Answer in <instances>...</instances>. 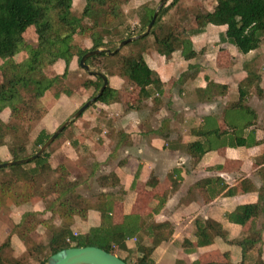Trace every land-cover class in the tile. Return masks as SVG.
Returning a JSON list of instances; mask_svg holds the SVG:
<instances>
[{"label":"trees","instance_id":"1","mask_svg":"<svg viewBox=\"0 0 264 264\" xmlns=\"http://www.w3.org/2000/svg\"><path fill=\"white\" fill-rule=\"evenodd\" d=\"M85 1L83 17L94 20L91 27L84 25L82 19L72 13L73 0H0V60L2 61V65H0V104L3 101L8 102L16 112V117L21 116L23 111L22 104H24L25 98L22 90L31 92L32 98L37 101L62 76L67 74L74 57H77L80 62L81 57L87 51L97 48H104V50L87 57L86 63L96 67V71L105 74L109 83L98 95L103 85V79L99 75L90 74L96 79H88L85 81L84 87H95L97 93L93 96L98 95L95 102L109 104L120 100L118 90L110 82V76L114 74L127 78L130 85L139 88V102L156 92L146 83L151 74V68L144 53L139 51L124 54L122 51L126 46L138 44L141 38L152 36L158 52L170 57L180 45L173 43L176 24L165 29L163 19L180 0H171L169 4L167 0L160 8L150 32L119 48L118 44L122 40L134 34H128L118 41L105 40L97 27L100 25L112 26L117 23L123 14L124 0ZM142 8L143 11L139 13L137 21V24L140 25L137 35L145 32L156 10V7L150 6L148 2H145ZM239 16L244 19V24L240 26L238 25ZM223 18L225 22H229V26L221 32V42L236 46L238 51L244 55L260 46L264 37V0H214L211 9L195 14L196 27L189 32L190 36L204 32L209 23L220 24ZM121 23L120 19L115 26L118 27ZM32 26L36 29L37 46H31L24 37L25 31ZM104 31L110 33V29H104ZM77 33L91 37L93 44L90 49H81L73 43L74 35ZM181 46H183L182 55L186 60L196 58L200 53L194 48L190 38H187ZM23 50L27 51L30 64L26 68L20 69L15 56ZM108 51L114 53L110 54ZM114 58H117V72L111 74L108 69L104 68V65L106 66L105 62ZM59 59L65 61V72L61 76L56 74L53 77H48L43 71L44 66L46 64L53 65ZM198 71L199 64L190 63L183 76H190ZM260 83L261 76L258 73H249L239 80L238 98L231 102L224 113L227 127L221 128L218 124V117L209 115L204 117V123L199 128L192 129L198 139L188 143L186 150L195 160H199L209 150L222 146L236 147L247 144L248 139L242 132L258 119V114L250 106L248 99L253 94L264 99V88ZM218 86L208 78L206 87L200 91L204 95H209V93L212 95L213 92L223 94V89H226L227 86L225 84L220 86L221 91L218 90ZM66 93L70 94L69 91ZM17 128L16 124L6 123L0 117V146L5 143L4 137L10 132H17ZM66 129L67 127L59 133L56 139L61 137ZM51 135L46 130H41L35 140L36 145L41 147ZM10 152L12 160L26 158L36 153L25 155L26 148L23 145L10 148ZM1 162L4 161L0 158ZM0 168H9L11 171L9 179L0 183V203L7 198H12L16 203L22 204L30 202L35 196H39L45 201L50 195H55L46 207V210L52 213V217L41 221L38 219L37 211H27L13 231L25 242L28 249L41 250L45 246L34 244L29 234L41 222H44L51 230L52 237L47 245L49 254L39 264H44L51 254L71 246L95 245L114 253L118 250L128 251L130 248L127 242L134 237L137 240L136 250L138 252L135 262L130 263L124 256L118 255L130 264H154L152 259L154 250L160 244L170 241L174 234L172 222L168 220L157 222L153 214L146 216L128 214L121 222H115L114 206L117 200L115 193L110 189L111 191H102L93 199L84 196L79 191L80 183L70 178L69 170L64 164L57 167L52 165L51 153L47 149L42 155L30 161ZM178 174V169L169 173L168 178L172 181V189H166L162 195L158 196L159 204L154 212H158L170 193L179 187L178 177H175ZM258 174L263 181L260 187H257L250 178L243 179L237 186V190L242 192H258V218L251 219L247 213L246 205H238L233 212L228 214L230 221L246 226L243 236L236 240H230L228 232L221 222L214 219L196 218L197 246L210 245L216 237H221L240 250L241 260L238 264H258L260 262L259 258L263 255L264 166L258 170ZM55 175L57 176L54 177ZM99 180L104 188H113L121 184L119 176L114 171L102 175ZM157 183V177L152 175L148 186L152 187ZM203 184H210V187L213 184L212 194L222 192L227 188L220 177L202 179L196 182L193 188L196 189ZM227 193H233V190L229 189ZM90 210L100 213V224L85 233L75 234L76 219L87 220ZM55 216L60 218L59 224L52 220ZM9 243L8 240L0 245V264H11L2 254V250ZM183 245L189 250V248H193L194 243L184 241ZM222 256V260H217L212 264H236L232 260L230 251L223 252ZM196 264H200V262Z\"/></svg>","mask_w":264,"mask_h":264},{"label":"crops","instance_id":"2","mask_svg":"<svg viewBox=\"0 0 264 264\" xmlns=\"http://www.w3.org/2000/svg\"><path fill=\"white\" fill-rule=\"evenodd\" d=\"M210 28L213 27L207 26L204 32L190 37L196 50V39L204 37ZM222 43L219 47L221 49L216 50L214 54V58H219L222 62L211 65L205 63L209 67L226 68L229 65L225 63L226 56L233 55L232 49L237 48L230 43ZM230 49L232 52H229ZM143 53L151 68L146 83L156 92L131 107V110H126L120 118L122 131L116 139L113 149L115 152L110 153L119 154L112 171L119 176L126 194L120 202L121 206L115 205L114 220L121 222L128 214H153L157 222H172L174 234L170 241L160 244L154 250V264H161L165 258H170L169 264H212L222 260L225 251H230L233 262L238 264L241 260L240 250L221 237H216L208 246H197L195 219H214L221 222L228 232L229 239L236 240L243 236L246 226L230 221L228 214L238 205H246L251 219L258 218V192H242L237 190V186L245 178H250L257 187L263 183L258 174V170L264 166V127L258 125L259 115L257 121L242 132L248 139L246 145L222 146L207 151L199 160H195L186 150L188 143L198 139L192 129L199 128L204 123V117L209 115L218 117L221 128L227 127L224 113L231 104L228 103L238 98V84L232 81L231 75L203 74L204 67L200 63L197 73L183 76L189 64L195 63L194 58L184 59V63L177 64L171 57L163 55L162 60L156 61L153 56L147 58L148 52ZM208 78L219 85L220 91V86L225 84L227 88L223 89L224 93L213 92L212 95L209 93L205 96L200 89L206 87ZM110 82L118 90L120 100L109 104L100 102L99 106L102 110L116 113L119 112L118 108H122L123 102L135 97L129 96L131 92L125 87L130 86V90L136 88L138 91L139 88L130 85L127 79L117 74L110 76ZM261 82L264 88L262 76ZM227 96L231 101H226ZM217 99H220L222 104L215 105ZM107 142L110 144L109 140ZM174 169L179 170L178 176L175 177H178L180 185L170 193L159 211L154 212L159 204L158 196L166 189H172V181L168 175ZM152 175L157 177L158 183L150 187L148 181ZM217 177L222 178L227 185L222 192L212 194L213 184L211 187L210 184H203L193 188V185L202 179ZM229 189H232L233 193H227ZM117 210H122L120 216ZM100 218L98 211L90 210L88 219H76V224L81 221L83 232H87L92 226L100 224ZM262 238L264 255V231ZM184 241L194 243L193 248L186 249ZM127 243L131 248L132 241L128 240ZM214 250L220 252L215 261L212 260L211 253Z\"/></svg>","mask_w":264,"mask_h":264},{"label":"rangeland","instance_id":"3","mask_svg":"<svg viewBox=\"0 0 264 264\" xmlns=\"http://www.w3.org/2000/svg\"><path fill=\"white\" fill-rule=\"evenodd\" d=\"M144 1L148 2L150 6L157 8L163 0H124L122 6L123 14L119 18V20L121 19L122 21L121 25L118 27L115 26L119 22L118 20L117 23L112 26L100 25L97 27L105 40L118 41L128 34H134L133 36H136V33L140 29V25L137 24V21L139 20V13L143 11L142 5L145 3ZM170 1L171 0H168L167 3L169 4ZM213 2L214 0H180L177 5L165 15L163 19L165 29L176 24L173 32L175 36V41H173V43H177L180 47L170 57L173 58L177 64L184 63L185 58L182 55L183 46L181 45L187 38L192 37L189 32L196 27L195 14L199 11L211 9ZM85 5V0H73L72 13L80 17L84 25L91 27L94 24V20L89 17H83ZM242 24H244V19L239 16L238 25L240 26ZM208 26L213 28H210L209 32H207L204 37L196 39L198 45L197 51H200V53L194 58L195 63L203 65V74L209 73L213 76H220L222 74L231 75L232 81L238 84L239 80L247 74L260 73L264 81V37L262 38L260 46L248 55H244L233 48V55L227 54L226 56L225 63H227V65L229 64L227 67L225 66L226 68H217V66L209 67L205 63L211 65L212 63L216 64L218 61L222 62L219 58H214V54L216 50L221 49L219 47L223 43L220 41V34L224 31L223 29L229 26V22H225L223 18L220 24L217 25L212 22L209 23ZM104 29H110V33H106ZM24 37L31 46H37L38 37L35 27L32 26L28 28L24 33ZM73 43L79 48L87 50L91 48L93 41L88 35L77 33L74 35ZM232 50L230 49L229 52H232ZM139 51L148 52L149 56L147 58L153 56L152 58L156 61L163 59V54L158 52L157 45L152 36L141 38L138 44L124 47L122 52L124 54H129ZM15 60L20 69H24L30 64L29 55L26 50L16 54ZM116 60L117 58H114L113 60L105 62L107 67L104 65V68L108 69L111 74L117 72ZM79 63L78 58L74 57L70 63L72 66H69L67 74L62 76L61 79L37 101L32 98L31 92L22 90L25 102L22 104L23 111L21 116H18L19 118L16 117V112L8 102L3 101L0 104V117L6 123H14L18 126L17 132H10L7 134L4 137V145L0 146V158L3 161L12 160L10 148L14 146L23 145L26 148L25 155L37 152V149L41 147L36 145L35 140L41 130H46L48 133L53 134L66 120L71 118L84 103L95 97L93 96L97 93L95 87L86 88L84 87V83L88 79L96 78L91 76L88 70L83 68ZM0 65H2L1 60ZM65 68V61L59 59L53 65L46 64L43 71L48 77H53L56 74L61 76L65 72ZM90 69L94 71L97 70L94 66H90ZM173 73H175V71ZM260 84H262V82ZM125 88L126 90L129 89L131 92L129 96L135 97L134 99L128 98L126 100L127 102H123L122 108H118L119 112L115 113L114 111L108 112L102 110L99 106L100 102L93 101L85 113L81 117L73 119L62 136L56 139L47 148L51 153L52 165L57 167L60 164H64L69 170L70 178L80 183L79 191L84 196L93 199L102 191H109L111 189L115 193L117 199L115 205L117 206H121L120 202L126 194L123 190V184L121 183L113 188H104L100 183L99 177L108 174L116 166V159L119 154L113 155L110 152H115L113 149H115L116 139L119 137L118 134L122 131L120 118L124 115L123 113L126 112V110H131V107L139 103L138 89L136 90V88H134L130 90V86H126ZM67 91H69L70 94L66 93ZM229 96L231 97L232 95ZM217 101L215 105L222 104L220 99H217ZM226 101L229 102L231 100L228 97ZM230 103L231 102L228 104ZM248 103L257 110L259 115L258 125L263 128L264 99L253 94L248 99ZM108 140L110 144H107ZM10 172L9 168H0V183L9 179ZM56 176L57 175L54 177ZM53 197H55V195H50L48 200L44 201L41 197L35 196L30 202L22 204L16 203L12 198H7L4 202L0 203V245L8 240L10 241L9 245L2 250V254L11 264H39L40 261L49 254L47 245L52 237V232L44 222L38 224L36 229L29 234L34 244L45 246L44 249H41L42 251L28 249L25 242L13 231L14 227L22 220L23 214L27 211H37L39 213L38 219L41 221L52 217V213L46 210V207ZM117 211L119 213L118 216H120L122 210ZM52 220L56 224H59L61 221L58 216H55ZM80 223L81 221H79L74 228L77 234L85 232V230L83 232ZM93 227L95 226L91 228ZM130 240L132 241L130 244L131 248L128 251L118 250L116 254L124 256L130 263H134L138 256L136 250L137 240L135 237ZM211 253L213 255L212 260L214 261L220 256V252L216 250ZM263 256L259 258L260 262L258 264H264ZM168 260H170V258H165L161 261V264H169Z\"/></svg>","mask_w":264,"mask_h":264},{"label":"water","instance_id":"4","mask_svg":"<svg viewBox=\"0 0 264 264\" xmlns=\"http://www.w3.org/2000/svg\"><path fill=\"white\" fill-rule=\"evenodd\" d=\"M167 0L161 1L159 6L156 8L155 13L153 15V18L151 22L148 24L147 29L144 33L136 35V36H131L127 39L122 40L119 43V46H123L124 44L143 37L145 34L149 33L155 19L159 13L160 8L164 5V3ZM104 50V48H97L94 50H89L87 51L80 59V64L83 68L88 70V73L93 74V75H99L103 79V85L100 88V91L98 95H100L103 90L107 87L109 81L108 78L105 74L99 71H94L90 69V66L86 63L87 57L97 54ZM110 54H113L114 52L108 51ZM96 95L94 98L88 100L86 103H84L74 114L71 118L66 120L50 137L49 139L41 146V148L34 153L33 155L18 159V160H9V161H4L0 163V167H8L13 164H18V163H23L30 161L31 159H34L40 155H42L45 150L51 145V143L57 138L59 133L65 129L67 126L70 125L73 119L78 118L90 105L93 101L96 100L97 96ZM44 264H130L126 262L123 258H121L119 255H117L114 252H110L104 248L95 246V245H86V246H71L67 247L64 249H61L53 254H51L46 262Z\"/></svg>","mask_w":264,"mask_h":264},{"label":"built area","instance_id":"5","mask_svg":"<svg viewBox=\"0 0 264 264\" xmlns=\"http://www.w3.org/2000/svg\"><path fill=\"white\" fill-rule=\"evenodd\" d=\"M75 234H77L76 232H75ZM136 239V238H135Z\"/></svg>","mask_w":264,"mask_h":264}]
</instances>
